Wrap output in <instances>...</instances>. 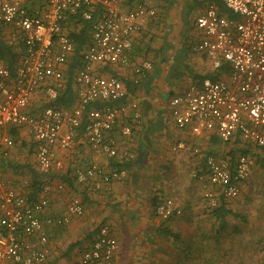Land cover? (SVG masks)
<instances>
[{
  "label": "built area",
  "instance_id": "1",
  "mask_svg": "<svg viewBox=\"0 0 264 264\" xmlns=\"http://www.w3.org/2000/svg\"><path fill=\"white\" fill-rule=\"evenodd\" d=\"M31 1L0 0V25L11 28L23 46L13 69L0 59L1 154L8 155L14 143L10 128H26L36 168L45 176L62 168L59 153L73 148L78 131L110 161H131L132 153L119 149L112 131L136 104L128 100L119 78L101 74L97 66L131 65L133 36L156 14L150 0H43L41 8L30 6ZM219 1L237 17L207 4L195 18L198 38L191 46L206 56L218 76L187 75L182 90L168 100L173 124L193 139L189 144L177 142L176 148L188 146L202 160L203 175L192 176L206 179L202 195L212 208L220 198L239 193L252 170L251 150L264 149V0ZM85 21L91 22L90 30L72 73L75 102L67 107L47 105L66 84L76 47L71 33ZM149 68L146 61L132 65L137 76ZM137 116L134 112L132 120ZM117 128L125 138L132 131L129 124ZM212 137L227 147H250V153L235 158L212 155L198 143ZM73 175L77 183L91 182L96 190L124 178L126 170L92 163ZM64 187L62 181L42 180L36 198H30L0 178V264L47 263L51 250L45 225H62L84 213L81 199L73 196L63 214L41 219L49 196ZM154 210L162 218L179 213L169 197H158ZM86 242L77 264H113L118 242L108 224H100Z\"/></svg>",
  "mask_w": 264,
  "mask_h": 264
},
{
  "label": "crops",
  "instance_id": "2",
  "mask_svg": "<svg viewBox=\"0 0 264 264\" xmlns=\"http://www.w3.org/2000/svg\"><path fill=\"white\" fill-rule=\"evenodd\" d=\"M216 1L221 2L208 0L206 6L213 3L226 15ZM150 2L156 14L133 36L131 65L97 66L101 74L114 75L124 83L126 89L127 85L132 89L127 90V98L135 102L136 109H129L127 116L119 120L121 124L131 126V134L126 138L120 136L117 128L119 122L112 131L119 149L132 153L130 169L126 170V176L121 180L102 185L101 193L91 188V182L77 183L73 173L75 169L85 168L92 163L110 167L108 157L91 148L81 131H78L71 150L60 151L62 168L53 170L48 176L40 175L42 180L49 179L52 184L62 181L65 187L53 191L40 217L60 216L73 196L81 199L84 213L62 225H45L51 250L45 264H77L79 253L88 244L86 239L104 223L108 224L118 242L113 264H227L225 259H221L227 235L245 233L252 227H246L245 221L234 224L228 219L232 214L223 218L214 216L212 207L202 195V183L206 179L202 181L192 176L193 172L203 175L202 160L194 156L188 146L176 148L177 142L185 140L192 143L193 139L186 130L175 127L170 115L169 123L165 119L164 112L167 110L169 114L168 100L182 90L187 75L218 76V71L211 67L209 61L200 57L206 58L204 54L191 50L198 38L195 18L206 6L202 5L191 17L192 6H187L185 0ZM30 6L41 8L43 0H32ZM0 29L1 33L2 29L13 33L11 38L3 35L8 43H20L11 28L0 25ZM194 37L195 40H192ZM179 54L185 56V69L184 64H176ZM143 61L148 62L150 68L137 76L132 65H139ZM134 112L138 116L132 120ZM16 132L14 143L8 149V156H5L7 159L0 161V178L15 191L31 198L28 184L32 177L29 171L38 172L34 146L31 144L32 147H29L30 137L26 128ZM200 141L210 143L209 140ZM239 147L242 145L236 149ZM1 149L2 145L0 155ZM243 185L239 190L241 195L246 194ZM158 197L172 198L179 213L172 212L167 218L156 215L154 208ZM225 206L230 207L226 202ZM259 233L260 230L257 235ZM182 234H186L187 240L182 239ZM136 235L141 238L136 239ZM206 240H212V244L206 243ZM140 242L142 244L136 250L134 246Z\"/></svg>",
  "mask_w": 264,
  "mask_h": 264
},
{
  "label": "rangeland",
  "instance_id": "3",
  "mask_svg": "<svg viewBox=\"0 0 264 264\" xmlns=\"http://www.w3.org/2000/svg\"><path fill=\"white\" fill-rule=\"evenodd\" d=\"M207 1L208 0H202V2H200V0H185L187 6H192L189 15L193 17L194 14L198 12V8L201 9L202 5L206 6V3H208ZM185 17L186 16H184V18ZM2 31L3 35L6 34L10 38L13 36V33L8 32L7 29ZM192 40H195V37L192 38ZM200 57H203L204 61L207 60L204 56ZM34 103L38 105L40 100H35ZM164 113L165 119L169 123L171 121L169 117L170 112L168 114L166 110ZM28 144L29 147H32L30 141H28ZM209 146H213L215 150L222 148L220 142L216 145L210 143ZM253 152L254 153L250 154L253 161L252 170L249 177L243 182V188L246 194L241 195V193H238L234 198L224 201L230 206L229 209L232 210L233 214H236V216H228L229 220L234 224L245 221L246 227L252 226L251 229L245 233H243L242 230L239 231L243 234H238V232L237 234L230 233L227 235L228 237L225 238V252L221 254V259H225L224 261L227 262V264H264V159L260 160L259 158L261 157L256 155L259 154L263 157L264 149L255 147L253 148ZM5 156L6 155L1 154L0 161L6 160L7 157ZM98 191L101 192L103 190L99 188ZM257 229L260 230L258 235ZM185 236L186 234H182L183 240H187ZM138 237L141 238L140 235L135 236L136 239H140ZM207 242L212 244V240H210V242L206 240V243ZM141 244L142 242L134 246L136 250L139 249Z\"/></svg>",
  "mask_w": 264,
  "mask_h": 264
},
{
  "label": "trees",
  "instance_id": "4",
  "mask_svg": "<svg viewBox=\"0 0 264 264\" xmlns=\"http://www.w3.org/2000/svg\"><path fill=\"white\" fill-rule=\"evenodd\" d=\"M216 4L218 5V7L220 8V10L222 12L226 13L227 17H230V18H236L237 17L235 14H233L231 11H229L223 5V3L216 1ZM90 23H91L90 21L83 22L80 29L71 33V36L73 37V40L75 42L76 47H75V54H74L73 60L69 64V66L67 68V72L65 73V78L67 79V81H66L64 88L59 91L56 99H54L51 102H48L47 105L57 106V107H59V106L67 107V106L72 105L75 102V92H74L73 84H72V73H73L75 67L77 66L78 57H79V53L81 51V48L85 44V42L88 38V33L90 30ZM2 33H1V29H0V59H2L3 62L10 69H13V67L17 63L18 59L20 58V54H21L23 46L21 43H17L15 45L8 43L5 39H3ZM184 61H185L184 54H179L178 59L176 60V64L178 63V64L182 65V64H184ZM186 67L187 66L184 64L183 68L185 69ZM194 77L195 78H202L205 76H201V77L194 76ZM127 90L129 92V90H132V89L127 85ZM128 92H127V94H128ZM96 105L100 106L101 104H96ZM16 133H17L16 129L10 128L9 134L11 135V137L13 139H15V136L17 135ZM209 142L212 145H216L218 143V140L215 137H212V138H210ZM198 143L202 147L204 145L203 148L206 150V152H208L212 155L224 156L227 154L228 156H231L232 158H235V156L239 153H250V150H251V148L247 147V146H243L241 148L239 147V149H236V146H235V148H233V147H227L224 145H222V148H220L219 150H215V148L213 146H209L210 143L207 144L208 142L203 143V141L198 140ZM223 148H225V149L227 148V151H224L225 149L221 150ZM251 151L253 152V149ZM256 155L260 157L259 154H256ZM259 159L260 160L264 159V156L259 158ZM130 163H131L130 161L124 162V163H116L115 161H111L110 165L112 167H115L118 170H121V169L128 170V169H130ZM12 167L15 168L17 166L12 165ZM29 173L32 177V181L29 182L28 187H29V190L31 191V197L33 198L37 195L40 183L42 181V177H41L39 172H36L34 170H30ZM224 201H225L224 199L220 198V200H219L220 203L217 206L212 208L211 212L214 214V216H216V218H223L225 215H231V214L236 216V214L235 213L233 214V212L229 208H226Z\"/></svg>",
  "mask_w": 264,
  "mask_h": 264
}]
</instances>
